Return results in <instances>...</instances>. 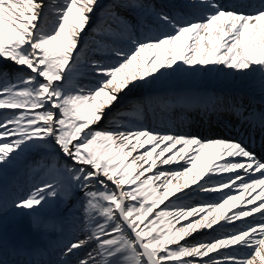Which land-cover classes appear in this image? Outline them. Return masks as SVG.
Returning a JSON list of instances; mask_svg holds the SVG:
<instances>
[{
  "label": "snow or ice",
  "instance_id": "1",
  "mask_svg": "<svg viewBox=\"0 0 264 264\" xmlns=\"http://www.w3.org/2000/svg\"><path fill=\"white\" fill-rule=\"evenodd\" d=\"M0 61L20 69L0 71V176L50 150L30 166L42 170L38 183L10 198L0 190V211L39 228L41 210L80 194L54 261L47 248L11 255L30 257L24 264H264V160L239 139L142 124L146 107L221 98L157 93L98 127L133 88L177 71L223 68L264 93V0H186L174 12L149 0H0ZM229 107L264 131V111ZM3 251L0 264H10Z\"/></svg>",
  "mask_w": 264,
  "mask_h": 264
},
{
  "label": "bare ground",
  "instance_id": "2",
  "mask_svg": "<svg viewBox=\"0 0 264 264\" xmlns=\"http://www.w3.org/2000/svg\"><path fill=\"white\" fill-rule=\"evenodd\" d=\"M102 2V0H100ZM160 8H163L165 11L174 12L179 9V7H173V9L165 8L163 5H159ZM178 8V9H177ZM237 84H242L244 86H247V88L251 91L253 89H256L260 91L259 87L253 83V81L250 78H241L239 76L230 74L228 70L223 68H214L209 66L207 69H203L200 67H197L194 70H186V71H177L175 73H169L164 78L159 79L155 82L149 81L148 85H146L143 88H133L130 92L127 93V95L122 96V99L119 103L122 101L125 102H131L134 99H142L144 97H147L149 95L153 94H163V93H171L174 92V89L177 87L180 88L179 93H192V94H198L202 97H219L221 98L220 101L216 102L215 104H209L207 107H199V108H192L194 114L202 115V114H210V115H217L218 114H224L227 112V106L225 105L224 101L230 102L234 101L235 97H233L230 93H228L225 88L228 86H236ZM192 86V90H191ZM165 88L170 89L171 91H164ZM213 91L214 96H210L209 91ZM142 93V94H139ZM264 96V93H263ZM118 103V104H119ZM155 110V107L153 109L145 108L142 124L150 129L155 128L158 130H164L166 127H171L174 131H179L182 134H186V132H190L189 130L194 131L196 134H201L200 129L198 126H192L187 120H182L179 117H172V124L167 122L163 119H155L152 115V112ZM177 110H180L177 108ZM111 113V112H109ZM108 113V114H109ZM177 114V113H176ZM232 115V113H231ZM204 122L205 119L203 118ZM241 122V121H240ZM210 122H206V126L209 127ZM242 125H244L242 123ZM250 125L247 123L245 126L246 129H248ZM253 130H259L261 129L259 126H256L255 128L252 127ZM218 138H224L225 134L222 131L213 132ZM250 134H252L250 132ZM230 136V135H229ZM259 155L261 158H263V151H259ZM21 167H24V161L21 162V164L13 169H9L6 173H4L2 176L5 177L9 172L11 173V176L13 173ZM0 176V177H2ZM11 180V179H10ZM9 180V181H10ZM2 182L0 184L1 186H6L8 182ZM14 180L11 182L9 186L5 187V190L7 192V195L9 198L13 194H18V192L14 189L13 190V183ZM13 190V191H12ZM78 204V201L76 202ZM49 210V206H47L45 209L42 210L43 213H39V228H33V217L29 215V221L25 224L26 230L29 233L28 237H26V241H32L34 240L35 230H39L42 227H48L51 228L54 226V221L50 218L42 219V215L46 214V211ZM22 215L21 213L17 212L15 209L12 212H4L0 211V247L4 248V254H6L8 249L12 248L13 246L11 243L7 242L6 239L1 237L2 228L6 223L12 222L13 217H17ZM18 218V217H17ZM19 219V218H18ZM18 225L16 228L22 227L21 221H16ZM22 227V228H25ZM47 245V244H46ZM45 245V246H46ZM44 246V247H45ZM36 246L34 245L32 249H35ZM11 255V254H10ZM16 256V255H14Z\"/></svg>",
  "mask_w": 264,
  "mask_h": 264
},
{
  "label": "rangeland",
  "instance_id": "3",
  "mask_svg": "<svg viewBox=\"0 0 264 264\" xmlns=\"http://www.w3.org/2000/svg\"><path fill=\"white\" fill-rule=\"evenodd\" d=\"M152 1H153V3H160V2H162L164 0H149L150 3H152ZM110 2H111V0H105V2L104 3H101V5L103 6V5L108 4ZM98 12H99V9H98ZM95 23H96V17L94 16L93 17V25L92 26H95ZM92 26H90V28L88 29V31H91V27ZM3 70H7L10 73L13 72V71H17V72L20 71V69L14 68L13 65H11L9 63H5L3 61H0V71H3ZM87 82L88 81L87 80H84V79L79 80V83H81V84L87 83ZM137 100L138 99L136 98V99L132 100L131 102H125V101H123V102L117 104L110 111L111 113L107 114V116L105 117V119L98 125V127L101 128V129L107 128L108 125L110 124V118H111V116H112V114L114 112H116L117 110H119L121 108H127L131 103H134ZM154 116L155 117H160V112H155ZM168 116L169 115L167 114V115L164 116V118H166L167 120H169ZM203 140H206V138L203 139ZM46 150L47 149L33 150L32 153L25 159V160L28 161V163H27L26 169L24 170V176L25 177H24V181L23 182L25 184H29V187L33 184V180H34L33 175L38 174V173H39V176L38 177H40L42 175V170H36V171L33 172V171H30V166H34L36 161H40L41 158L43 157L42 154L46 153ZM48 151H50V150H48ZM61 161L63 162V157H61ZM67 163H71V162L70 161H67ZM34 183H36V182H34ZM71 196L73 197V199L71 201H77L80 198V194L79 193H75V192L72 193ZM70 198H68L67 200H69ZM202 198H203L202 196L193 195L191 201H189V202H191V203H197ZM65 199L66 198L63 199V203H64V200ZM64 211H66V209H64ZM202 238L203 237L201 235H196L194 237V239H202Z\"/></svg>",
  "mask_w": 264,
  "mask_h": 264
}]
</instances>
